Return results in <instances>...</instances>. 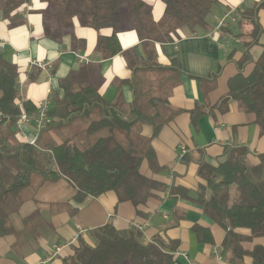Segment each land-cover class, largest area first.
<instances>
[{
	"label": "trees",
	"instance_id": "obj_1",
	"mask_svg": "<svg viewBox=\"0 0 264 264\" xmlns=\"http://www.w3.org/2000/svg\"><path fill=\"white\" fill-rule=\"evenodd\" d=\"M47 3L43 11L44 35L60 40L71 36L73 48H83V40L73 34V21L95 31L109 29L110 35H98L94 53L108 60L122 53L128 60L131 78L122 84L130 87L132 101L125 102L121 90L113 102H108L94 85L97 71L92 65L72 70L58 81L49 100L47 121L42 126L35 145H29L17 135L18 117L25 112L31 119L37 107L23 101L17 103V68L0 53V237L11 233L9 217L18 209L19 193L33 175L45 180L64 179L76 193L80 203L87 196L98 197L113 192L118 202L134 207L143 206L161 190V185L145 176L141 168L147 165L152 174L162 172L156 163L151 142L178 111L168 103L177 83L173 67L160 66L154 53L146 49L143 57H131L122 52L119 33L133 31L147 46L178 39L177 31L186 27L190 32L207 31V18L219 0H161L164 5L160 23L152 19V8L143 0H41ZM2 12L10 26L22 23L16 13L20 0H0ZM264 10V0H253L242 12L252 30L245 43V52L236 63L238 72L226 82L227 92L222 102H236L240 110L253 118L264 137V46L251 70L242 69L251 62L248 49L256 45L262 32L257 13ZM205 115L203 108L190 112L192 120ZM150 128V136L142 127ZM243 147L226 149L225 159L216 167L198 162L199 184L191 201L200 207L210 222L224 232L221 254L228 264H264V246L244 244L264 240V153L258 155L255 166L246 163ZM190 192L171 186L170 196L190 199ZM72 213L75 210L71 211ZM174 217L170 228L177 226ZM200 243H212L209 231L194 226ZM93 246L78 241L73 255L64 264H175L173 253L178 243L155 237L146 243L136 228L123 231L106 224L90 232Z\"/></svg>",
	"mask_w": 264,
	"mask_h": 264
},
{
	"label": "crops",
	"instance_id": "obj_2",
	"mask_svg": "<svg viewBox=\"0 0 264 264\" xmlns=\"http://www.w3.org/2000/svg\"><path fill=\"white\" fill-rule=\"evenodd\" d=\"M143 1L148 5L154 3L152 19L156 23L161 21L164 12L161 0ZM20 2L16 13L22 23L15 26L4 19L3 3H0V53L17 68L18 102L29 101L37 107L47 98L49 90L50 99L59 80L87 65L97 71L93 83L106 101L113 102L120 90L126 103L132 101L130 87L122 84L131 78L126 56L118 53L104 60L94 53L98 35H110L109 29L95 31L81 27L74 18L72 34L84 42L83 48L74 49L68 33L58 41L44 35L46 2ZM252 2L219 0L207 18V31L190 32L180 28L179 38L172 42L144 46L133 31L117 35L122 52L143 57L146 49H150L160 66L173 67L177 72L178 80L168 103L178 113L151 142L156 163L163 171L152 174L146 164L141 168L145 176L162 186L161 190L138 207L118 202L113 192L87 196L76 203L73 200L76 190L66 180L52 182L33 175L29 185L19 193L18 209L9 217L11 233L0 237V264H42L54 245H64V248L48 264H64L80 245L78 241L93 246L90 232L106 224L119 231L136 228L146 243L155 237L177 242L178 248L173 253L175 264H228L221 254L223 230L210 222L191 197L202 183L197 175L198 162L216 167L225 159L226 149L243 147L247 150L246 163L255 166L258 155L264 153V137L253 118L243 113L236 102H222L227 92L226 82L238 72L236 63L250 40L252 26L242 17V12ZM225 16L224 25L216 30L218 21ZM232 18L235 19L232 21ZM257 21L262 32L257 44L247 51L251 62L243 67L245 74L264 46V10L258 11ZM77 56L87 61H80ZM31 62L40 63L44 68L31 66ZM197 107L203 108L205 115L192 120L190 112ZM32 131L30 121L23 128V134L29 135ZM142 134L150 136L146 129H142ZM171 186L188 190L190 199L170 196ZM176 215L181 219L176 227L170 228ZM194 226L207 229L212 243L198 242ZM77 227L85 233L77 236ZM253 244L264 246V240L256 239L244 247L250 249ZM214 251L219 252V260ZM250 262L249 257L244 258L245 264Z\"/></svg>",
	"mask_w": 264,
	"mask_h": 264
},
{
	"label": "built area",
	"instance_id": "obj_3",
	"mask_svg": "<svg viewBox=\"0 0 264 264\" xmlns=\"http://www.w3.org/2000/svg\"><path fill=\"white\" fill-rule=\"evenodd\" d=\"M226 18H227V16H225L224 18H222V19H220L218 21V23L216 25V28H215L216 30L224 25V22H225ZM234 19L235 18H232V21ZM77 57H78V59L80 61H87L86 59H84V57H81V56H77ZM31 66H37L39 68H44V66L42 64L35 63V62H31ZM47 95H48L47 98L44 101H42L41 103L38 104L37 110L35 112V115L31 119L29 118V116L25 112H22V114L18 117V120H17L16 125H15V129L17 131V135L20 137V139L23 140L25 143H27L29 145H32V146L35 145V142L37 140L38 134H39L42 126L44 125V123L47 121L46 113H47L48 108H49V100H50L49 96L51 95V91L50 90L47 92ZM17 105L21 109H23L21 101H19L17 103ZM30 121L33 123V131L29 135H24L23 134V128ZM83 233H85V230H83L80 227H77L76 235L80 236ZM63 248H64V245H54V246H52L48 257L46 258V260H44L42 262V264H48L52 260V258L56 257L61 252V250ZM213 254L218 260L220 259L218 251H214Z\"/></svg>",
	"mask_w": 264,
	"mask_h": 264
},
{
	"label": "rangeland",
	"instance_id": "obj_4",
	"mask_svg": "<svg viewBox=\"0 0 264 264\" xmlns=\"http://www.w3.org/2000/svg\"><path fill=\"white\" fill-rule=\"evenodd\" d=\"M151 5V8H153L154 6V3L152 2V4H150ZM158 21V20H157ZM159 23H160V20L158 21ZM182 29H184V30H188L186 27H182ZM142 129H146V130H148L149 132H150V128L149 127H147V126H145V127H142ZM144 135V134H143Z\"/></svg>",
	"mask_w": 264,
	"mask_h": 264
}]
</instances>
